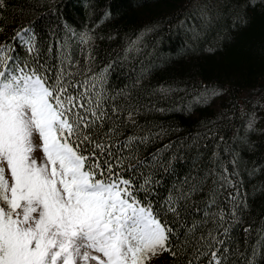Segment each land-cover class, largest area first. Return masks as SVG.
Wrapping results in <instances>:
<instances>
[{"label":"trees","instance_id":"trees-1","mask_svg":"<svg viewBox=\"0 0 264 264\" xmlns=\"http://www.w3.org/2000/svg\"><path fill=\"white\" fill-rule=\"evenodd\" d=\"M0 27V43H11L17 29H33L48 66L58 53H70L75 79L111 65L104 89L105 107L119 108L113 139L127 156L129 137H149L132 146L142 161L159 153L155 167L142 169L158 181L148 200L181 240L183 228L162 210L178 174L188 171L192 159L199 162L197 171H234V187L221 189L218 203L227 212L233 206L229 193H239V222L225 239V255L226 264H246L264 225V0H5ZM84 34L91 37L87 43H81ZM212 179L192 196L193 206L206 198ZM186 217L182 212L176 219ZM194 247L195 241L174 248L175 257L164 251L166 264H187ZM257 260L264 264V249Z\"/></svg>","mask_w":264,"mask_h":264},{"label":"snow or ice","instance_id":"snow-or-ice-1","mask_svg":"<svg viewBox=\"0 0 264 264\" xmlns=\"http://www.w3.org/2000/svg\"><path fill=\"white\" fill-rule=\"evenodd\" d=\"M90 38L82 35L81 43ZM70 57L58 53L54 65L41 62L36 33L27 27L15 30L11 43H0V264H148L162 251L175 257L193 241L187 264H199L209 252L208 264H226L225 239L239 222V193H229L233 206L227 212L218 197L221 189L234 187L235 172L197 171L199 162L192 159L188 171L178 174L179 186L173 183L162 210L183 228L181 240L148 200L158 181L142 169L155 167L159 153L142 161L132 146L149 137H129L123 145L127 156L113 139L119 108L105 107L104 89L111 65L78 80ZM38 150L39 160L33 156ZM210 177L206 198L193 206L192 196L205 190ZM182 212L187 217L176 219ZM256 235L246 264H258L264 225Z\"/></svg>","mask_w":264,"mask_h":264},{"label":"rangeland","instance_id":"rangeland-1","mask_svg":"<svg viewBox=\"0 0 264 264\" xmlns=\"http://www.w3.org/2000/svg\"><path fill=\"white\" fill-rule=\"evenodd\" d=\"M37 141V138L34 137V142ZM33 156L37 158L38 160L42 158V151L38 150L33 153ZM166 256L165 252H159L156 256L152 257L151 260L148 261V264H166Z\"/></svg>","mask_w":264,"mask_h":264}]
</instances>
